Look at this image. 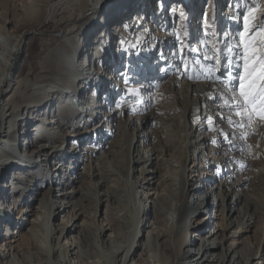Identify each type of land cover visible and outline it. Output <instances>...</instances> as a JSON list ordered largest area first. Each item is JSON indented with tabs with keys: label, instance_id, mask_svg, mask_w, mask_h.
Returning a JSON list of instances; mask_svg holds the SVG:
<instances>
[{
	"label": "bare ground",
	"instance_id": "1",
	"mask_svg": "<svg viewBox=\"0 0 264 264\" xmlns=\"http://www.w3.org/2000/svg\"><path fill=\"white\" fill-rule=\"evenodd\" d=\"M180 1L189 13L198 6L190 0L21 1L26 21L46 18L49 6L51 15L60 10L70 23L82 22L76 42L63 35L38 63L19 111L14 97L31 75V48L20 25L0 17V264H264V195L257 219L242 171L249 166L247 174L264 188V151L258 171L244 155L250 126L236 115L231 92L221 81L190 79L172 59L176 31L165 34L160 26L172 23L167 8ZM158 50L176 66L159 72ZM225 53L220 47V59ZM125 55L128 71L135 61L142 69H134L141 71L138 83L119 67ZM226 72L221 77L229 78ZM160 94L172 101L180 130L172 133L162 120L168 107L150 110ZM154 121L158 129L147 131ZM118 134L124 143L105 147L101 158L93 145L79 152L80 143ZM81 162L87 185L75 171ZM219 178L220 185H210ZM255 223L262 229L253 250L245 237Z\"/></svg>",
	"mask_w": 264,
	"mask_h": 264
},
{
	"label": "rangeland",
	"instance_id": "2",
	"mask_svg": "<svg viewBox=\"0 0 264 264\" xmlns=\"http://www.w3.org/2000/svg\"><path fill=\"white\" fill-rule=\"evenodd\" d=\"M18 1L19 3H17ZM21 1L23 2V0H0V17L4 19L11 18L15 22V24L16 23L19 24L20 28L23 29V32L24 31L26 32L25 33L26 42L29 44V47L28 44H26V47L31 48V50H29L30 51L29 54L26 55L27 57L31 58V64H30L31 75L27 77L28 78L27 81L24 82L25 84L21 87V89L18 90V92H16L18 94L15 95L14 97L15 98L14 105H16L17 111H19V106H21L24 103L26 96L30 92V88H31L30 86H32L35 80L36 71L38 69V63L41 62L43 56L47 54L52 49L53 46H56L59 43L63 42L64 40L63 35L66 38L72 39L73 41L76 42L77 39L74 38V35L80 34L79 23L82 22V21L74 20L72 23H75L76 25L73 28L71 27L72 23H70L69 19L66 18L63 11L58 10L55 11L54 15H51L49 6H47V12L49 16H47L46 18L40 15L34 18L33 21H29V20L26 21L21 17V8H22ZM190 1H191V5L194 4L198 5L195 9L194 8L190 9L191 13H189L188 9L185 8L183 5L181 6L182 1H180L179 3H173L171 4V6H169V9L167 8L166 13L167 15L168 13H170L171 15H173V17L175 16V18H173V21L172 23L169 24V26H166L165 28L162 25L160 26L161 32L165 31V34L166 33L168 34L170 30L176 31L175 36H177V45L175 47L174 50L175 54H173L174 56L172 57V59H174V61L176 60L179 61L178 62L179 66H181V68L187 72V75L191 77V79L197 82L221 81V85L223 86V88H225L228 91L229 89L232 90L230 91L231 92L230 94L233 95V92L238 93L239 83H240L239 77L243 75L244 72V68H243L244 45L242 43L241 33L244 32L245 16L248 15L250 10L252 11L253 16L255 17L253 23L256 25V27L253 28L252 33H250L249 35L255 34L258 31L259 27L262 26V22H264V13L262 11L264 6V0H190ZM215 4H217L219 8L221 4H223V6L221 7V9L218 10L216 9ZM209 6H212L213 9H209ZM184 9H185V14H183ZM190 15L191 18L193 16V19L191 20L189 19ZM236 16H237L236 21L239 20V22L235 24L237 25V28L235 30L233 28L231 31V27H232L231 25L233 21L231 22L230 20H232L233 17ZM216 17H218V20H216ZM221 19H223V30H219V27L221 26L222 23ZM190 25L193 30L191 34L189 31ZM235 25H233V27H235ZM202 32L204 33L203 36H201ZM220 47L222 48L223 51L226 52L225 54L222 55L221 59L219 54ZM159 52L160 51L158 50L157 58L159 57L158 55ZM30 53L33 55H31ZM160 57L158 59L162 60ZM120 59H121V64L119 66L120 69H123L122 71L127 77L134 76V80H133L135 81L134 83H138L141 79L140 77L141 71L139 73H136V71L134 72V69L135 70L138 69L142 70V69L137 67L138 66L137 61L131 64L132 65L131 69H133L132 72V71H128V64H130L131 59L129 58L127 59L126 55L121 56ZM217 59H219L220 61L219 64H217ZM142 60L143 59H141L140 61ZM166 61L167 59H164L161 62L157 61L158 65H156V68L159 72L163 71L162 67L168 66V63L170 67L176 66L174 62L172 63L168 62L166 64ZM153 62L151 63V66H153ZM214 68H217L218 70L212 71V69ZM166 69L168 68L166 67ZM220 70L221 71L227 70L226 75H229V78L227 76L221 77ZM159 74H161V76H164V74L162 73ZM145 76H148L147 72H145ZM169 79L170 78H167L165 83L169 82ZM163 85L162 87H159V89L157 90L158 93H161L163 91L162 89L163 87L166 88V86ZM179 89L180 86L178 85L175 86V92L176 90L178 92ZM161 94L156 96L157 99L153 98L152 100L153 102L150 105V110L152 109V107H156V105L157 106L161 105L160 106L161 108L163 106V109L168 107V110L166 108L165 112L162 111L163 114L162 120H164V122L168 123L169 125L171 124L173 125L170 126L171 128L173 127L175 128V129L173 128L172 131L173 133L175 131L180 130L179 125L181 124V119L179 118V114L173 111V108L171 106L172 101H170V98H167V96L165 95L161 96ZM142 97L144 98V96ZM231 105H235V101ZM246 119L249 122L250 130L249 133L247 134V137L245 136L246 139L244 142L245 143L244 151L245 150L246 151L244 155L248 154L249 158H251L250 161L254 162L253 167H256V169L260 171V169H262L263 166V164H261L262 162L261 152L264 151V121H261L258 116H253L251 121H249L247 117ZM133 122L135 123V126L138 123L137 120H134ZM118 124H119V119L116 120L115 124H113V127L117 128ZM158 125L159 124H156V122L154 121L153 123L146 126V130L147 131L157 130ZM171 128H169L170 131L172 130ZM249 134L251 135L249 136ZM96 139L97 140L95 141L91 140L84 144L80 143L79 147H81V149H79V152L81 153L84 152L82 151V149L84 148L85 145L86 146L93 145L95 147H98L99 153L97 154V156L98 158H101L102 152H107L108 151L107 149H110L113 145H115L113 146V148H115L116 145H118V143L121 142L120 144H123L125 141V137L121 136V134L115 135L113 137L96 136ZM118 139H120L119 142ZM116 141L118 143L114 144ZM177 141L176 142L178 147V143L180 141L179 140ZM179 145H181V143ZM67 148H69V144L67 145ZM247 152H249L250 154ZM81 158L82 160H85L84 157ZM81 163L82 164L79 170L78 168H76L75 171L79 172L78 180L81 181V184L83 183L87 185L89 183V177L88 174L86 173L87 169L85 168V166H83L86 165L87 163L86 162L85 163L81 162ZM82 166L84 167V169L82 168ZM84 170H86V172H84ZM196 171H198V168L195 169V172ZM242 171L243 174L246 173L245 176H247L246 179L248 182L247 183L248 185L246 186L247 188L244 187L247 190L243 189V191L245 193L251 192L252 193L251 195H253L251 198L247 196V201L251 199V204H250L252 205L251 213H253L255 218L257 219L261 218L263 211L261 202L264 195L263 194L264 188L261 184V181H259L258 178H252L247 174L250 171L249 166H245L242 169ZM203 174H204V179L207 178L208 180H213V176L208 178L205 176L206 173ZM241 176L243 175L241 174ZM221 182L222 180L219 178V180L217 179V182L215 181L210 185L213 186L214 184L220 185ZM248 188L251 191H249ZM205 190H207V188H205ZM217 194H219V196L221 195V188L217 190ZM220 204H222V199L220 201ZM237 207L241 208L242 204L238 205ZM215 223L216 222L213 221L212 224L207 226L208 228L205 229L206 230L212 229L215 226ZM261 229H262L261 224L255 223V228L251 230L250 234L246 235V237L248 236V238L245 237L246 242L248 244L250 243V245L253 246V250H256L258 246V242L260 240L259 232Z\"/></svg>",
	"mask_w": 264,
	"mask_h": 264
},
{
	"label": "snow or ice",
	"instance_id": "3",
	"mask_svg": "<svg viewBox=\"0 0 264 264\" xmlns=\"http://www.w3.org/2000/svg\"><path fill=\"white\" fill-rule=\"evenodd\" d=\"M254 20L255 17L250 10L245 16L244 32L241 33L244 45V72L239 77V91L233 92V99L238 109L237 116H246L249 121L253 116H258L261 121H264V22L255 34L249 35L256 27ZM219 63L217 59V64ZM217 70V68L212 69V71ZM229 91L232 90L229 89ZM229 123L232 121L230 120ZM240 126L243 127V125ZM212 143L215 144L216 141Z\"/></svg>",
	"mask_w": 264,
	"mask_h": 264
}]
</instances>
